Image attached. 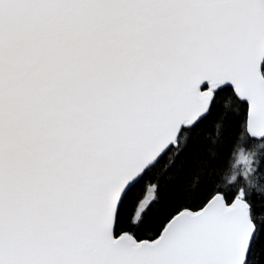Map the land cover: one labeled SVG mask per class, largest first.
I'll return each instance as SVG.
<instances>
[{
    "label": "snow or ice",
    "instance_id": "obj_1",
    "mask_svg": "<svg viewBox=\"0 0 264 264\" xmlns=\"http://www.w3.org/2000/svg\"><path fill=\"white\" fill-rule=\"evenodd\" d=\"M0 264H264V0H0Z\"/></svg>",
    "mask_w": 264,
    "mask_h": 264
}]
</instances>
